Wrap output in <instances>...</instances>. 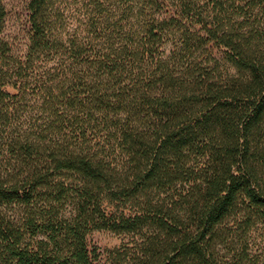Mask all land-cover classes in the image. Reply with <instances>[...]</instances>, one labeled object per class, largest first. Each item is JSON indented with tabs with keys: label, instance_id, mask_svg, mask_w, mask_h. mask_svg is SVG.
<instances>
[{
	"label": "trees",
	"instance_id": "1",
	"mask_svg": "<svg viewBox=\"0 0 264 264\" xmlns=\"http://www.w3.org/2000/svg\"><path fill=\"white\" fill-rule=\"evenodd\" d=\"M68 1L0 0V264H264V0Z\"/></svg>",
	"mask_w": 264,
	"mask_h": 264
},
{
	"label": "rangeland",
	"instance_id": "2",
	"mask_svg": "<svg viewBox=\"0 0 264 264\" xmlns=\"http://www.w3.org/2000/svg\"><path fill=\"white\" fill-rule=\"evenodd\" d=\"M7 7V16L3 35L11 42L15 51L23 53L30 39L32 29L30 21L29 0H4ZM70 15L67 17V24L64 28L65 38L69 33L82 31L86 5L77 0H69ZM91 36L95 37L94 33ZM98 40V39H97ZM214 50L221 51L219 46L214 45ZM61 54H55L47 60V66L54 65L62 58ZM90 245L97 246L100 251L101 264H116L120 261L118 250L126 251L127 247H135V237L127 232H117L111 229H95L89 234ZM129 250V251H132Z\"/></svg>",
	"mask_w": 264,
	"mask_h": 264
}]
</instances>
